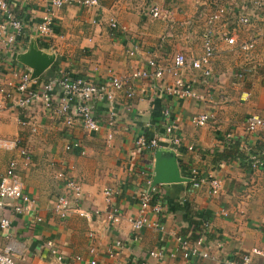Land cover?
I'll return each mask as SVG.
<instances>
[{
	"label": "crops",
	"instance_id": "obj_1",
	"mask_svg": "<svg viewBox=\"0 0 264 264\" xmlns=\"http://www.w3.org/2000/svg\"><path fill=\"white\" fill-rule=\"evenodd\" d=\"M8 1L16 15L28 24V30L27 40L14 58L4 57L0 64V90L6 82H18L21 72L34 73L28 55L32 46L41 62L52 61L33 78L34 86L60 73L102 84L112 71L127 80L136 69L145 68L152 56L161 59L165 54L169 60L183 53L189 59L199 58L203 55L202 30L216 0H102L98 9L65 6L55 10V31L47 46L40 43L33 27L42 20L51 0ZM260 2L264 0L224 1L229 7H246L256 15L250 31L241 34L243 39L248 35L255 38L256 52L246 57L219 42L208 83L199 71L183 72L187 84L198 94L196 99L163 97V88L171 83L169 75L159 82H132L135 99L128 100L124 92L116 93L119 114L113 127L106 124L108 102L92 103L94 116L102 127L91 133L78 123L67 127L41 106L20 111L6 104L0 92V136L20 138L31 153L27 160L0 150V176L16 159L18 178L35 201L34 210L26 214L0 210V216L11 222L9 229L0 230V246L10 242L16 246V264H79L77 257L86 262L96 258L100 264H131L146 258L149 264H187L179 254L175 259L170 257L179 247L177 234L192 235V221L206 220L211 223L208 244L215 259L201 264H222L227 258L254 250L259 252L254 256L255 264H262L264 167L252 171L249 162L254 157L264 159V129L249 132L245 127L249 116L264 114V5L261 7ZM153 6L163 11L162 19L152 17ZM112 19L125 32L111 29ZM136 44V57H128L127 52ZM243 70L250 71L240 78ZM126 104H132V111L126 110ZM165 109L170 112L168 120L163 117ZM203 114H210L212 120L207 126H196L193 118ZM169 121L182 138L178 148L164 134ZM147 132L159 139L158 150L136 148L135 138ZM75 143L80 147L65 150ZM173 158L175 175L190 181L153 186L161 176V165ZM62 169H71L72 176L82 183L83 210L107 211L104 189L121 190L114 201L122 215L117 229L111 228L103 217L83 218L74 213L61 220L52 214L62 191L53 175ZM193 171L199 178L214 176L221 180V194L212 196L208 184L195 186L191 181ZM151 180L148 188L147 181ZM145 191L157 198L156 203L164 211L159 215L149 213L151 225L138 241H133L128 219L138 216L139 198ZM38 217L43 221L36 222ZM116 240L123 241L124 249L111 258L109 251ZM48 242H53L63 261L51 254ZM91 249L96 253L92 255ZM154 249L162 250L165 257L149 258L148 253Z\"/></svg>",
	"mask_w": 264,
	"mask_h": 264
},
{
	"label": "built area",
	"instance_id": "obj_2",
	"mask_svg": "<svg viewBox=\"0 0 264 264\" xmlns=\"http://www.w3.org/2000/svg\"><path fill=\"white\" fill-rule=\"evenodd\" d=\"M224 1L216 0L214 10L207 15L200 38L202 40L203 55L199 58L189 59L183 53L176 54L169 60L165 59V54L161 59L152 56L146 61L145 68L136 69L129 79L124 80L109 71L106 82L102 84L88 78H74L65 73H60L53 79L34 86L32 73L29 71L21 72L18 82H6L4 87L1 88L0 92L3 94V100L6 104L23 112L32 107L41 106L53 117L62 120L67 127L73 128L78 123L85 131L95 133L101 129L102 124L94 116L92 103L98 100L108 102L109 116L106 124L113 127L119 114L116 93L124 92L128 100L135 99L136 90L131 84L132 82H159L165 80V77L169 75L171 76V83L163 88V97L196 99L198 94L190 84H187L183 72L185 70L199 71L204 81L208 83L212 77L210 64L216 57L219 42H223L229 51H236L246 57H250L256 52L257 42L255 38L248 35L243 39L241 35L250 31L252 18L256 15L250 14L246 7L244 9L229 7L224 4ZM101 2L102 0H51L42 20L34 24L33 31L38 34L40 43L47 46L55 31L54 14L56 9L69 5L85 9H98ZM259 5L262 7L264 2H260ZM151 14L154 19L164 17L163 11L158 6H153ZM110 27L121 32L126 30L114 19L110 21ZM27 30L28 24L16 15L9 1L0 0V64L4 57L14 58L22 48V44L27 40ZM138 50L139 47L136 44L133 49L127 52L128 57H136ZM249 71L243 70L242 73H239V77H245ZM58 93L61 94L60 97L56 96ZM125 108L127 111H132L133 106L132 104H126ZM163 117L165 119L170 117L168 109L163 111ZM212 118L213 116L210 114H203L194 117L192 121L196 126L203 127L207 126ZM245 127L249 132L264 129V114L249 116ZM175 128V124L169 121L164 128V134L169 139L170 144L174 148H178L182 144V138ZM36 131L34 128L33 133ZM109 138H112V136L109 135ZM134 144L137 149L148 152L158 150L160 147L159 139L156 136L149 140L146 138L145 133L139 134L135 138ZM75 147H80V144L67 145L65 150L69 152ZM0 149L14 152L27 160L31 159L29 149L23 145L20 138L9 139L0 136ZM249 165V169L252 171L260 170L264 167V159L254 157L250 160ZM17 168L18 161L14 159L9 163L6 172L0 176V210H11L16 214H26L34 210L35 201L26 193L23 181L18 178ZM191 173V181L195 186L201 187L208 184L212 196L217 197L221 194L223 190L221 180L214 176L199 178L197 171ZM53 179L62 186L61 194L57 197L52 211L55 217L66 220L74 213L83 218L103 217V220L111 228H118L122 215L120 210L114 206V201L121 195L120 189L114 187L104 189L105 202L108 205L107 211L101 212L99 209L86 211L81 207V202L84 201L82 183L72 176L71 169L56 170ZM151 185L152 180L147 181L148 188ZM153 200L154 195L150 191L143 192L139 198L140 211L138 216L128 219L133 241H138L143 230L151 225L148 219L149 213L159 215L164 211L161 204L156 203L153 205ZM223 214L227 216L226 211ZM41 221H43L42 218H36V222L40 223ZM10 226V220L6 216H0V230L9 229ZM210 232L211 223L208 221L202 224V231L197 233L196 239H193L191 234L186 236L177 234L179 247L176 253L170 254V257L175 259L179 254L187 264H201L207 260H214V255L208 244ZM47 247L54 257L60 261L64 260L53 242H48ZM123 249V241L116 240L109 251V256L113 258L121 253ZM16 251V246L12 242L5 247L0 246V264H16ZM90 253L93 255L96 252L91 249ZM255 255H259V252L254 250L251 253L235 255L225 259L222 264H255ZM148 257L161 260L165 257V253L162 250L154 249L148 253ZM75 261L79 264H100L96 258L86 262L82 257H77ZM262 261V264H264V259ZM64 264L69 263L65 262ZM131 264H149V262L146 258L136 260Z\"/></svg>",
	"mask_w": 264,
	"mask_h": 264
},
{
	"label": "water",
	"instance_id": "obj_3",
	"mask_svg": "<svg viewBox=\"0 0 264 264\" xmlns=\"http://www.w3.org/2000/svg\"><path fill=\"white\" fill-rule=\"evenodd\" d=\"M35 48L32 46L28 52V55L30 57L31 63L33 64L35 71L32 74V78H36L39 76L43 71L49 67L50 63L52 61H49L47 63L41 62L39 59V53L35 52ZM157 156L160 158V151H157ZM175 158L172 160H169L161 165V176L156 178L153 182V186L157 185H167V184H173V183H180L185 181H190L182 177H178L175 175Z\"/></svg>",
	"mask_w": 264,
	"mask_h": 264
},
{
	"label": "trees",
	"instance_id": "obj_4",
	"mask_svg": "<svg viewBox=\"0 0 264 264\" xmlns=\"http://www.w3.org/2000/svg\"><path fill=\"white\" fill-rule=\"evenodd\" d=\"M145 135H146V138L147 139H152L153 137H152V135L151 134H149L148 132L147 133H145ZM238 156H236V158H237ZM157 197V196H156ZM156 200H157V198H154V200H153V205L156 203ZM204 222H208V220H206V221H204ZM204 222H197V221H192V225H193V227H195V229L193 230V234L191 235V237L193 238V239H196L197 238V233L198 232H201L202 231V224L204 223ZM210 222V221H209ZM189 234V233H188ZM188 234H183V236H186V235H188Z\"/></svg>",
	"mask_w": 264,
	"mask_h": 264
},
{
	"label": "rangeland",
	"instance_id": "obj_5",
	"mask_svg": "<svg viewBox=\"0 0 264 264\" xmlns=\"http://www.w3.org/2000/svg\"><path fill=\"white\" fill-rule=\"evenodd\" d=\"M1 150V149H0Z\"/></svg>",
	"mask_w": 264,
	"mask_h": 264
}]
</instances>
